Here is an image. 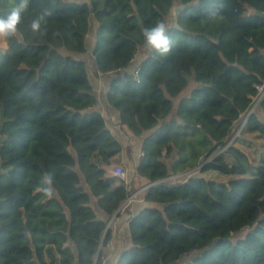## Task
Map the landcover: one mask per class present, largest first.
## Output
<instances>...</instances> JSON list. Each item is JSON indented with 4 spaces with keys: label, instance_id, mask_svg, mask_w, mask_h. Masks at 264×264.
Here are the masks:
<instances>
[{
    "label": "trees",
    "instance_id": "1",
    "mask_svg": "<svg viewBox=\"0 0 264 264\" xmlns=\"http://www.w3.org/2000/svg\"><path fill=\"white\" fill-rule=\"evenodd\" d=\"M19 2L0 0V17ZM257 12L264 0H28L17 35L0 48V264H95L108 220L130 195L109 173L123 147L77 57L88 52L91 18L92 64L110 77L117 123L142 138L138 176L156 183L145 192L154 206L128 220L131 246L116 264H264V154L250 159L228 142L264 83ZM160 20L175 42L164 57L141 34ZM141 48L135 78L129 68ZM258 106L246 132L264 140V97ZM200 159L201 173L230 178L164 182ZM48 187L51 198L37 191Z\"/></svg>",
    "mask_w": 264,
    "mask_h": 264
},
{
    "label": "crops",
    "instance_id": "2",
    "mask_svg": "<svg viewBox=\"0 0 264 264\" xmlns=\"http://www.w3.org/2000/svg\"><path fill=\"white\" fill-rule=\"evenodd\" d=\"M95 32L96 23L94 19L91 18L90 30L87 36L88 52L77 55L78 58L83 59L86 62V55L88 56L89 61L92 62V50L95 41ZM0 48L3 50H7L8 40L0 41ZM145 57L146 53L144 55V58ZM144 58L141 59V61L144 60ZM137 67H135L133 64L130 66L129 70L134 71ZM109 80L110 77L108 76V74H102L96 69L95 75H93L92 78L90 77L93 89L98 95V104L96 105L95 109L102 112L103 116L105 117L108 129L110 130L112 135L115 136L121 142L123 151L120 163L121 167H123V169L126 171V182L128 183V192L130 194L131 191H134L138 193L139 196L137 197L135 202L131 203V205H129L127 208L124 206V202L118 212L108 220V229L110 230V236L105 245L101 246V261L99 262L100 264L117 263L122 252L131 246V237L128 227L129 218L137 214L145 206H154L153 204H148L145 202V192L149 185L143 178L138 176L136 171L141 157V146L136 144H138V142H140L142 138L138 137L136 138L135 144H130L131 138L128 129L125 126H122L117 123L119 120V113L117 110H115L109 105L106 98ZM111 167H109L108 170L110 174H113ZM100 217H102L101 214Z\"/></svg>",
    "mask_w": 264,
    "mask_h": 264
},
{
    "label": "rangeland",
    "instance_id": "3",
    "mask_svg": "<svg viewBox=\"0 0 264 264\" xmlns=\"http://www.w3.org/2000/svg\"><path fill=\"white\" fill-rule=\"evenodd\" d=\"M181 8H182V6H180L179 4H176L174 6V8L172 9L171 16L169 19V22L171 24H175L177 15H178ZM146 51H147L146 48H141V50L135 56L132 65L134 64V66L137 67V65H139L141 59L144 58ZM85 58H86L87 63H88L89 75L92 78V76L95 75L94 66H93L92 62L89 61L87 55ZM190 83H192V84L195 83L194 82V75L191 76ZM189 91H190V89H188L186 91V93H188ZM258 105L253 104V106H255L254 110H259ZM259 113H260L261 117L264 118V114L262 112H259ZM245 118L246 117H243L241 119V121L237 122L236 126L234 127L233 133L231 134V136L228 139V142L233 143L234 145L239 147L241 150L245 151L247 153V155L250 157V159L256 158L257 160H261L263 158V154H264V140L262 138H260L257 134L246 132V125H244V123H243ZM1 124H2V118H1V114H0V127H1ZM130 138H131V136H130ZM135 141H136V138H134V139L131 138L130 144H132V145L135 144L136 143ZM124 143H125V141H124ZM141 144H142V140H140V142H138V144H136V145L141 146ZM222 152H223V150H217L211 158L221 154ZM202 160L200 159L199 162L197 163L198 165H196L195 167H188L185 170H180L177 174H174V176L172 178L175 181H182V180L187 179L189 176H192V175H201V176H205L207 178L216 179L218 181H226L227 179L230 178L229 176H226L224 174H221V173H219L217 171H213V170L207 171L205 173H201L200 169H201V166L203 165ZM227 161L231 162L229 159H227ZM117 167H121V164L113 165L111 167L112 172L116 171L115 169ZM121 168H123V167H121ZM132 194H135V198L133 199V201L131 203L135 202V200L139 196V194L134 192V191L130 192V196ZM131 203L124 205V206L127 208L129 205H131ZM248 231H249V229L248 230L246 229L239 234H234L232 239L236 240V239L242 238L248 233ZM98 256H99V258H98V260H96L97 261L96 264H100L99 262L101 261V255H98ZM184 259H186V258H183V260ZM173 264H176V263H173ZM178 264H180V263L178 262Z\"/></svg>",
    "mask_w": 264,
    "mask_h": 264
},
{
    "label": "clouds",
    "instance_id": "4",
    "mask_svg": "<svg viewBox=\"0 0 264 264\" xmlns=\"http://www.w3.org/2000/svg\"><path fill=\"white\" fill-rule=\"evenodd\" d=\"M27 5L28 0H20V2L9 11L7 16L0 17V41L10 40L17 35ZM42 21H44V16H40L32 21L30 27L33 33H39L41 31ZM167 31L165 22L160 20L154 25L145 27L141 33L147 47L162 57L168 56L175 47V42L169 37ZM44 182L49 185L51 184V180L47 176H45ZM37 191L43 192L44 195L49 198L53 195V191L50 187L37 188Z\"/></svg>",
    "mask_w": 264,
    "mask_h": 264
},
{
    "label": "built area",
    "instance_id": "5",
    "mask_svg": "<svg viewBox=\"0 0 264 264\" xmlns=\"http://www.w3.org/2000/svg\"><path fill=\"white\" fill-rule=\"evenodd\" d=\"M132 73L134 74L135 78H138V69H135L134 71H132ZM256 89H257V94L254 97L253 104L258 105L259 102L261 101V99H263V97H264V83L263 84H260V85H257L256 86ZM254 107L255 106L252 105V107L250 109V112L246 115V118H245V120L243 122L244 125L246 124V121H247L248 116L254 111ZM115 170L116 171H113V174L115 176L120 177V178L126 180L127 175H126V171L123 168L117 167ZM172 177L164 180V182H168L170 180H173ZM154 184H156V183H154ZM154 184H151V185H154ZM151 185H149V186H151ZM134 198H135V194H132L131 196L129 195L128 199L125 201V205L131 203ZM98 258H99V256L96 258V260H98ZM96 262H95V264H96Z\"/></svg>",
    "mask_w": 264,
    "mask_h": 264
},
{
    "label": "water",
    "instance_id": "6",
    "mask_svg": "<svg viewBox=\"0 0 264 264\" xmlns=\"http://www.w3.org/2000/svg\"><path fill=\"white\" fill-rule=\"evenodd\" d=\"M258 15L264 16V13L262 12H257Z\"/></svg>",
    "mask_w": 264,
    "mask_h": 264
}]
</instances>
